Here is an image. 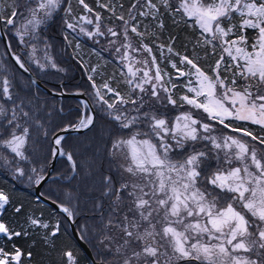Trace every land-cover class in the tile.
I'll return each mask as SVG.
<instances>
[{
	"label": "snow or ice",
	"instance_id": "snow-or-ice-1",
	"mask_svg": "<svg viewBox=\"0 0 264 264\" xmlns=\"http://www.w3.org/2000/svg\"><path fill=\"white\" fill-rule=\"evenodd\" d=\"M75 3L82 14H74L70 0H15L0 14V25L10 28L24 51L6 42L5 55L24 74L61 71L44 34L59 16L64 28H78L94 42L116 38L108 43L119 42L114 51L122 64L127 61V88L122 92L108 80L97 85L88 77L94 103L113 125L97 167L99 151L78 158L68 144V133L95 127V109L81 101L74 120L53 123L30 91L36 81L29 76L25 90L0 63V170L27 182L38 192L37 203L62 217L52 225L26 214L17 231L3 214L11 206L19 216L25 206L13 205L0 188V238L10 242L36 233L54 248L67 223L79 240L95 241L92 264H264V136L247 126L264 129V0H128L127 7L96 0L97 8L86 0ZM101 10L119 23L105 26ZM166 19L198 32L192 55L176 51L175 35L158 43ZM197 49L217 58L201 67ZM164 61L172 71L161 66ZM61 158L69 175L54 176L50 169ZM81 169L98 174L91 189L93 224L78 223L79 197L72 190L61 196L48 187ZM60 254L64 264H77L72 250ZM31 257L15 244L10 251L0 246V264Z\"/></svg>",
	"mask_w": 264,
	"mask_h": 264
},
{
	"label": "trees",
	"instance_id": "trees-1",
	"mask_svg": "<svg viewBox=\"0 0 264 264\" xmlns=\"http://www.w3.org/2000/svg\"><path fill=\"white\" fill-rule=\"evenodd\" d=\"M14 2L15 0H0L1 14L7 13ZM70 2L72 3L74 14H82L75 0H70ZM86 2L91 7L97 8L96 0H86ZM119 2L124 3L125 7L128 5V0H119ZM102 16L104 17V25L113 26L119 23L118 21L110 20V14L106 11H102ZM165 23L166 28L161 41H158V43L166 41L169 35H175L177 37L175 43L176 51L182 54L192 55V42L196 40L198 32L184 24L175 26L170 19H166ZM3 27L13 46V50L22 53L24 50L17 44L16 39L12 36L10 28L6 26ZM44 34L52 46L50 49L51 55L62 70L48 69L45 72H40L37 69L33 72L46 86L54 90H60L61 88H64L66 91L82 89L87 93L96 110L95 127L86 133H68V144L75 146L80 154L78 158L92 156L99 151V155L97 156V167H99L100 158L103 157L104 154V145L108 133L113 130V125L109 122L107 114L100 110L99 105L94 103V90L88 77L92 76L97 85H101L105 80H108L113 87H118L122 92L126 91L127 86L124 83V79L127 75V69L124 67L126 64L125 62H123V64L121 63L119 57L116 56L105 42L98 39H95L98 43L94 42L93 39L80 33L78 28L76 31L64 28L63 22L59 16L56 17L54 21L49 22ZM65 35L68 36V42L64 40ZM77 45H79V47ZM197 50L200 51L199 63L201 67L206 68L217 58L205 56L202 49ZM5 52V43L0 37V63L7 65V75H14L18 86L24 87L25 90H29V76L17 70L5 55ZM40 55H42V53H37L38 57ZM173 60H177V58L173 57ZM161 66L165 67L168 71H172L170 65H168L166 61L162 62ZM32 67L35 69V65ZM92 69H96V71L93 72ZM178 83H183V81H178ZM30 91L39 95L38 103L43 111L51 113L53 123H58L65 119L74 120L77 116L78 109L83 110L81 100L75 97H60L50 94L38 87L35 83L31 84ZM182 91L183 89L178 90V94ZM60 108L63 109V112L57 111ZM247 126L249 130H252L255 134L264 136V129H261L259 126L251 124ZM45 148L46 145L41 142L39 152L41 158ZM57 173H63L66 176L69 175L67 164L63 158L58 159L56 162L53 175L55 176ZM97 181L98 174L95 171L92 175H89L85 170L81 169L79 174L74 175L71 179L61 180L60 184H53L50 180L48 182V187L54 190L55 195L61 196H63V191L72 190L73 194L79 197V207L81 209L82 218L78 220V223L83 224L87 220L89 224H93V205L96 193L95 191H91V189L94 188ZM0 188H3L11 194L13 205L23 203L25 206V212L21 213L19 216L14 214L11 206H9L3 214V219L9 223L10 226L15 227L17 231H21V225L24 224L26 214L34 213L36 216H42L46 222L52 225H55L62 219L49 204L45 202L37 203V196L33 187L28 185L25 181L15 180L10 173L4 170H0ZM85 241L96 257V252L93 250V243H95V241H93V243H89L87 240ZM13 244L20 247L24 253H32L30 260L27 258L23 259V264H64V260L60 254L62 249L72 250L77 257V264H91L89 257L79 245L67 223H62L61 232L55 239L54 248L46 245L42 238L36 233L14 238L10 242L0 238V246H5L6 250L10 251Z\"/></svg>",
	"mask_w": 264,
	"mask_h": 264
},
{
	"label": "water",
	"instance_id": "water-1",
	"mask_svg": "<svg viewBox=\"0 0 264 264\" xmlns=\"http://www.w3.org/2000/svg\"><path fill=\"white\" fill-rule=\"evenodd\" d=\"M0 14H1V5H0ZM0 28H3V31H0V37L2 38L4 43L10 42L3 25H0ZM26 75L30 76L32 80H35L36 81L35 84L38 87H40L41 89H43L44 91H46V92H48L50 94H53V95H56V96H60V97H63V96L75 97V98H77V99H79L81 101L87 102L89 104V108L90 109H95L93 104H92V102H91V100H90V98L88 97L87 93L84 90H82V89H76V90H73V91H66L64 88H61L60 90H54V89L46 86L40 79H38L33 71L31 73L26 74ZM76 93H83V95H77ZM95 113H96V110H95ZM70 133H76V132L73 131V132H70ZM56 162H57V160L55 161L54 167L50 169L52 172H53V170L55 168ZM34 192H35V194L37 196L38 192H37L36 189L34 190ZM69 227H70V231L72 232L74 237L77 239L79 245L85 251V253L89 257L90 263L92 264V260L95 258V256H94L90 246L88 245V243L86 241H81V240H79L77 238V235L74 232V226L73 225L69 224Z\"/></svg>",
	"mask_w": 264,
	"mask_h": 264
},
{
	"label": "rangeland",
	"instance_id": "rangeland-1",
	"mask_svg": "<svg viewBox=\"0 0 264 264\" xmlns=\"http://www.w3.org/2000/svg\"><path fill=\"white\" fill-rule=\"evenodd\" d=\"M81 26H83V27H85V28H87V29H92V25H86V24H83L82 22H81ZM105 26H108V25H105ZM95 39H98V40H100V41H103V42H105L110 48H111V50L116 54V56L117 57H119V54H117L115 51H114V47L115 46H118V44H119V42H117V45H111V44H109L108 43V41L110 40V39H116V38H113V37H108V36H104V37H95ZM122 51H123V49H122ZM125 62V64H127V61H124Z\"/></svg>",
	"mask_w": 264,
	"mask_h": 264
}]
</instances>
